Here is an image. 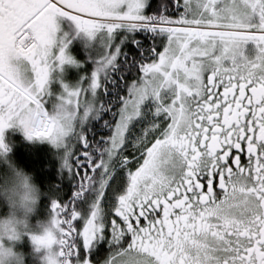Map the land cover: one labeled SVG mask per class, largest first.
<instances>
[{"label": "snow or ice", "instance_id": "6c2138e0", "mask_svg": "<svg viewBox=\"0 0 264 264\" xmlns=\"http://www.w3.org/2000/svg\"><path fill=\"white\" fill-rule=\"evenodd\" d=\"M13 125L61 157L60 264H264V0H0Z\"/></svg>", "mask_w": 264, "mask_h": 264}, {"label": "clouds", "instance_id": "9594fccd", "mask_svg": "<svg viewBox=\"0 0 264 264\" xmlns=\"http://www.w3.org/2000/svg\"><path fill=\"white\" fill-rule=\"evenodd\" d=\"M37 126V122H33ZM49 144L57 150V146ZM10 147L0 149V208L6 206L5 214L0 215V264H26V257L34 259L37 254L39 264H60L58 252L54 247H41L33 242V237L44 236L53 230L51 217L37 219L35 224L31 218L37 214L40 201L48 192L41 189L34 173L25 170L10 158ZM57 153V151H56ZM61 162V157L56 155ZM27 237L31 243V253H25L17 245Z\"/></svg>", "mask_w": 264, "mask_h": 264}, {"label": "trees", "instance_id": "16d2710c", "mask_svg": "<svg viewBox=\"0 0 264 264\" xmlns=\"http://www.w3.org/2000/svg\"><path fill=\"white\" fill-rule=\"evenodd\" d=\"M21 141V146L14 153L10 151V156L25 170L34 173L35 180L41 189L48 192L49 185L56 182V173L59 164L56 162L55 157L48 151V148H46V144L37 141L30 143H26L24 140ZM64 185H69V183L66 181ZM42 198L39 206L41 213L39 219H45L48 215L49 198L48 196H43ZM23 251L25 253L29 252L28 245L25 246Z\"/></svg>", "mask_w": 264, "mask_h": 264}, {"label": "rangeland", "instance_id": "374dc122", "mask_svg": "<svg viewBox=\"0 0 264 264\" xmlns=\"http://www.w3.org/2000/svg\"><path fill=\"white\" fill-rule=\"evenodd\" d=\"M86 40L87 38L86 37H83L81 36L80 38H78V41L80 42V44H78V47L79 49H81L82 52H86V49H85V43H86ZM67 69H69L71 71V77H69V75H66V71ZM76 67L74 66H71V67H68V68H64L63 69V75H64V79L66 81H69V82H75L76 80V77L74 76V73H76ZM73 74V76H72ZM55 75V74H54ZM79 78V77H78ZM22 139H20V138ZM21 140H24L26 143H30V142H41V140H37V139H33V140H29L27 139V137L25 136L24 132H23V129H22V126H19V125H13L12 127L8 128L5 130L4 132V142L10 147L12 153H14L15 150H17L19 148V146H21ZM42 143L46 144V148H48V151L52 154V156H55V160L56 162L59 164V161L56 159V149H54L48 141L44 140ZM12 156H10L11 158ZM13 159V157H12ZM43 199V198H41ZM40 209V207H39ZM37 211V214L34 215L31 220H32V223L35 224L36 220L40 217L41 213L40 211ZM7 211V208L6 206L3 207V208H0V215H3L5 214ZM47 217V216H46ZM45 217V218H46ZM29 247V252L28 253H31V243L29 241V239L27 237L24 238L23 240V243L22 244H19L17 245L18 248H22L24 249L25 246ZM43 255V252H40L37 254V258H33L31 255L27 256L26 257V264H39V260H38V256H42Z\"/></svg>", "mask_w": 264, "mask_h": 264}, {"label": "flooded vegetation", "instance_id": "af4514ba", "mask_svg": "<svg viewBox=\"0 0 264 264\" xmlns=\"http://www.w3.org/2000/svg\"><path fill=\"white\" fill-rule=\"evenodd\" d=\"M60 23H61V27H63L64 26V22L61 21ZM78 44H80L78 39L73 41L72 45L69 48V52L75 59H77L78 61H82V60L85 59V53L82 52L81 49H79ZM71 66L72 65H65L64 68H68V67H71ZM90 67H91V65H85V68H89L90 69ZM76 71L77 72L74 73V76L76 77V79H78L79 75L81 74V72L84 71V69L83 68H80V69L77 68ZM66 75H69V77H71V71L69 69H67ZM72 76H73V74H72ZM43 141H41V142H43ZM64 187H65V192H64L62 198L67 200L68 197L71 195V185L70 184L69 185H64Z\"/></svg>", "mask_w": 264, "mask_h": 264}]
</instances>
